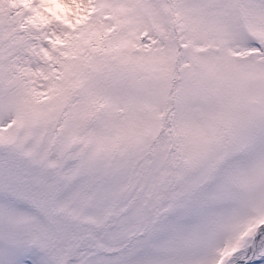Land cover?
<instances>
[{"label":"snow or ice","instance_id":"obj_1","mask_svg":"<svg viewBox=\"0 0 264 264\" xmlns=\"http://www.w3.org/2000/svg\"><path fill=\"white\" fill-rule=\"evenodd\" d=\"M0 264H264V0H0Z\"/></svg>","mask_w":264,"mask_h":264}]
</instances>
